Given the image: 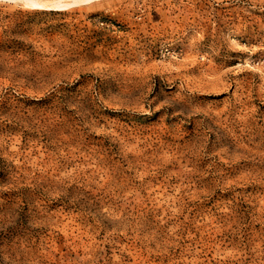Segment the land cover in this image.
I'll use <instances>...</instances> for the list:
<instances>
[{"label":"rangeland","instance_id":"rangeland-1","mask_svg":"<svg viewBox=\"0 0 264 264\" xmlns=\"http://www.w3.org/2000/svg\"><path fill=\"white\" fill-rule=\"evenodd\" d=\"M62 2L0 0V264H264V0Z\"/></svg>","mask_w":264,"mask_h":264},{"label":"bare ground","instance_id":"bare-ground-1","mask_svg":"<svg viewBox=\"0 0 264 264\" xmlns=\"http://www.w3.org/2000/svg\"><path fill=\"white\" fill-rule=\"evenodd\" d=\"M29 4L33 5V6H53V7H62V6H67L68 3L66 2H62V0H57L52 4L47 3V1L45 2L44 0H26ZM221 76V75H220Z\"/></svg>","mask_w":264,"mask_h":264}]
</instances>
